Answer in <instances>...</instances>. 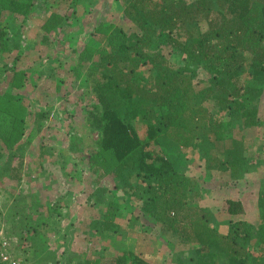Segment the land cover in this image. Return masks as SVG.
I'll use <instances>...</instances> for the list:
<instances>
[{
	"label": "trees",
	"instance_id": "16d2710c",
	"mask_svg": "<svg viewBox=\"0 0 264 264\" xmlns=\"http://www.w3.org/2000/svg\"><path fill=\"white\" fill-rule=\"evenodd\" d=\"M3 1L5 10L16 15H26L31 7L20 0ZM114 1L121 10L119 20L134 29L112 23L102 28L103 22L86 19L80 41L86 48L82 57L90 62L83 65L77 58L70 69L90 99L85 124L96 134L88 146L76 149L100 165L92 168L95 173L102 171L115 184L109 201L97 199L108 206L101 227L116 226V197L123 190L132 196L134 218L149 217L160 225L167 242L173 238L192 248L188 263L178 258L176 264H264V190L257 194L258 221H230L221 234L211 224L210 211L192 206L193 180L173 166L166 150L189 149L193 141L199 146L200 136L221 143L227 126L250 129L258 124L259 110L253 103L264 94V0ZM12 47L0 29V54ZM170 54L179 56L182 64L171 62ZM14 64L10 70L17 76L13 88H18L23 73ZM200 72L207 78H200ZM8 104L0 108V144L5 149L19 142L26 117L18 102ZM134 120L145 126V140ZM70 137L74 141L76 135ZM156 144L163 153L151 150ZM227 148L217 167L233 179L242 177L245 158L235 147ZM226 204L228 215L244 213L240 201ZM108 261L151 264L133 251Z\"/></svg>",
	"mask_w": 264,
	"mask_h": 264
},
{
	"label": "rangeland",
	"instance_id": "374dc122",
	"mask_svg": "<svg viewBox=\"0 0 264 264\" xmlns=\"http://www.w3.org/2000/svg\"><path fill=\"white\" fill-rule=\"evenodd\" d=\"M20 2L31 6L26 15L10 13L5 10L7 1L0 0V29L13 46L11 52L0 54V108L16 101L26 113L19 142L11 149L0 144V241L9 242L11 264H109L111 256L125 251L140 254L151 264H176L178 258L188 263L192 248L173 238L167 242L160 225L149 217L134 218L132 196L123 190L116 197L120 204L112 220L116 226L101 227L108 206L97 199L109 201L115 184L102 171L95 173L92 168L100 165L91 164L78 150V145L88 146L96 138L85 124L90 99L70 72L77 58L83 65L90 62L82 57L86 48L80 41L85 21L103 22L102 28L111 23L128 31L134 28L119 20L121 10L114 0ZM168 58L182 64L177 55ZM13 64L23 73L18 88H13L17 78L10 70ZM199 77L207 78L205 72ZM253 104L259 110L256 127L231 124L221 143L200 136L199 146L193 141L189 149L166 147L173 166L193 180L192 206L210 211L211 224L221 234L230 221L255 223L259 218L257 194L264 190V94ZM134 125L145 140V126L137 120ZM71 135H76L74 141ZM226 146L235 147L245 158L247 171L242 177L233 179L217 167L225 160ZM159 149L165 150L151 146L153 152ZM227 200L240 201L244 213L228 215Z\"/></svg>",
	"mask_w": 264,
	"mask_h": 264
},
{
	"label": "built area",
	"instance_id": "2783aa9c",
	"mask_svg": "<svg viewBox=\"0 0 264 264\" xmlns=\"http://www.w3.org/2000/svg\"><path fill=\"white\" fill-rule=\"evenodd\" d=\"M0 235H1V231H0ZM8 246H9L8 241L6 240L0 241V264H11L10 254L8 252ZM48 264H56V263L53 262Z\"/></svg>",
	"mask_w": 264,
	"mask_h": 264
},
{
	"label": "crops",
	"instance_id": "0c3cea01",
	"mask_svg": "<svg viewBox=\"0 0 264 264\" xmlns=\"http://www.w3.org/2000/svg\"><path fill=\"white\" fill-rule=\"evenodd\" d=\"M107 209V208H106ZM104 210H105V208H104ZM106 211V210H105ZM127 223V222H126Z\"/></svg>",
	"mask_w": 264,
	"mask_h": 264
}]
</instances>
